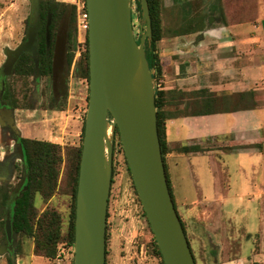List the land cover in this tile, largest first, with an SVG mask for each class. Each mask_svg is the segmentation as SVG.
Wrapping results in <instances>:
<instances>
[{
    "label": "rangeland",
    "instance_id": "rangeland-1",
    "mask_svg": "<svg viewBox=\"0 0 264 264\" xmlns=\"http://www.w3.org/2000/svg\"><path fill=\"white\" fill-rule=\"evenodd\" d=\"M55 1L74 7L75 43L69 46V54L72 59L74 56H79L75 66L77 70L86 45L84 42L77 47L76 5L73 3L74 0ZM160 5L164 36L157 44V53L163 65L162 85L165 88L189 90L205 87L219 93L242 89L244 92L253 91L254 100L251 101V97L247 94L243 102L247 103L248 107L255 108L259 118H264V30H261V21L264 20V0H160ZM30 8V0H0V67L5 60V50L12 48L24 36ZM140 18L136 1L132 0V24L137 39L145 31V25ZM197 20L205 21L204 30L199 31L200 28L197 23L195 24ZM209 20L211 21L208 22ZM188 24H191L190 29H186ZM182 28L185 32H196L176 36L182 32ZM200 33H203L204 37L195 43ZM248 38L250 39L247 40ZM227 40H235L237 44L231 45L232 43ZM195 50L200 56H183L186 51H189V55H193ZM76 75L78 76L77 72ZM69 76L71 77L68 81L67 94L69 89L72 91L74 89L71 83H75L74 92L83 96V106L87 110L86 83L84 80H79V77L76 80L73 73ZM182 78L184 80H179ZM28 80L22 79L20 82L19 91L22 95H27L31 90ZM74 92L72 94H75ZM233 98L237 100V97ZM66 108V96L58 99L57 102L49 100L38 105L28 103L24 97L17 100L14 112L21 138L45 140L62 148L63 161L57 190L47 202L36 194L34 204L39 213L47 209L56 210L63 219V231L67 228L70 204L66 148L77 147L80 144V135L74 137L75 130L66 123L62 115L61 111ZM225 117L229 118V115ZM220 122L222 124V120ZM31 130L37 131L38 135H31L29 133ZM261 130L264 134V125ZM12 146V141L2 140L0 136V157L7 154ZM257 148L256 145L247 149ZM121 149L114 134L112 181L106 220V263L160 264L153 252L152 235ZM216 160L220 164L216 190L208 186L205 180L202 181L201 171L206 167L207 162L204 157L198 166L192 167L197 190L190 188L185 181L180 193L187 198V201L182 203L188 205L192 200L200 199L198 207L192 205L195 208L193 215H196L194 221L189 222L181 210H178L196 264H213L214 260L208 249H218L220 236L224 238L225 235L230 239L229 244H225L228 253L234 255L239 246L241 256L248 259L258 247L259 236L264 234V153L238 150L219 153ZM21 172V166L17 163L14 175L8 183H3L0 179V186L7 191H14L20 182ZM213 197L216 200L211 202ZM203 202L205 204H202ZM5 219V210L0 208V222L4 223ZM197 220L205 222L208 232L218 231L216 232L218 237L214 236L215 240L211 242L207 234L198 230V234L200 233L198 239L191 229V226L199 224ZM222 222L226 225L223 226ZM223 228L227 230L223 231ZM18 236L19 234L14 235L12 242L14 249L20 243ZM4 238L0 230V248L3 247ZM21 241L22 248L27 250L30 240L22 236ZM60 244L66 252H69V256L61 264H71L72 247L70 248L65 242ZM225 254L223 252L222 256ZM11 257L9 252L2 253L0 264H8V258L11 260ZM226 258L227 255L223 257Z\"/></svg>",
    "mask_w": 264,
    "mask_h": 264
},
{
    "label": "water",
    "instance_id": "water-1",
    "mask_svg": "<svg viewBox=\"0 0 264 264\" xmlns=\"http://www.w3.org/2000/svg\"><path fill=\"white\" fill-rule=\"evenodd\" d=\"M29 27L25 41L5 50L0 75L11 74L19 55L32 50L36 75L39 73L35 41L38 0H30ZM145 31L138 42L132 24V0H85L88 14V101L79 162L72 264H105V234L108 197L112 176V152L117 130L124 157L150 230L164 264H195L186 235L167 186L156 124L154 70L150 69L145 46L152 38L147 0H138ZM71 5L63 15L54 43L52 76L54 90L66 96L67 31ZM51 16L46 23L49 45ZM211 21V20H210ZM204 37L198 34L195 43ZM14 56L10 58V54ZM76 80L78 76L75 75ZM2 91L0 93L1 97ZM14 109L0 102V133L10 132L13 149L24 161L21 132ZM111 122V123H110ZM4 180V177L0 178ZM11 179V177H10ZM9 179V180H10ZM26 180V171L21 182ZM5 239L0 255L9 252L15 233L7 215ZM11 264H15L13 250Z\"/></svg>",
    "mask_w": 264,
    "mask_h": 264
},
{
    "label": "trees",
    "instance_id": "trees-1",
    "mask_svg": "<svg viewBox=\"0 0 264 264\" xmlns=\"http://www.w3.org/2000/svg\"><path fill=\"white\" fill-rule=\"evenodd\" d=\"M136 6L140 13V4L138 0ZM149 7V15L151 21L152 38L145 43V55L150 69L154 70L153 78L155 80V107H156V124L159 136L161 155L165 169L167 186L174 204V208L179 217L181 226L186 235L192 256L195 264L196 260L192 251L187 231L182 221L177 207L175 205L172 188L168 177L166 157L170 153L188 154L197 152H206L219 150L224 153L235 152L240 149H247L257 147L261 148L264 143L253 142L252 144H245V142L234 141L229 136L221 138L217 142H204L192 146H176L170 148L166 135V123L170 119H176L186 116H204L211 114L232 113L238 110H253L255 108L248 107L243 99L247 94L254 100V93L252 92H237L231 93L224 91L222 93L211 91L208 88L198 89H181V88H165L162 85L163 65L160 56L157 53V44L164 36L162 28V12L160 0H147ZM69 5L57 2L55 0H38L36 31L38 45L45 49L46 34L45 28L48 14H50V25L48 30L50 34L56 31L59 23L66 13ZM199 31L204 30L205 21H196ZM204 23V24H203ZM28 24V19H27ZM191 24H188L186 29H190ZM74 31V7L71 9L69 32H68V48L75 43ZM196 31H187L182 28L180 34L176 36H183L194 33ZM138 42V39L136 38ZM86 50L81 56L78 68L76 70L79 80H84L88 84L89 70H88V40L87 34L85 37ZM38 68L41 75L50 74L51 72V56H40L38 54ZM72 56L68 55V64L72 63ZM16 71L21 76H27L35 73L34 62L31 56L23 55L16 65ZM20 69V70H19ZM88 92V88H87ZM233 97H237L235 100ZM88 101V96L86 97ZM84 132V122L81 127L80 144L77 147L66 148L67 160V186H69L68 194L70 196L69 214L67 221V228L63 231V219L61 215L53 209H47L39 213L35 207V195H39L44 202L49 201L58 187L60 177V167L63 161L62 148L45 140H35L28 138H21V144L24 154V166L26 171V180L14 191H7L0 186V208L5 210V216L10 217L12 222V229L15 234H19L27 238L33 243V253L36 256L43 257L48 260H54L56 251L60 243L65 242L71 248L74 241V219H75V200L76 189L79 171V162L81 156V143ZM116 141L121 148L119 135L115 131ZM116 144V143H115ZM115 148V145H114ZM115 150V149H114ZM123 152V150L121 149ZM124 154V153H123ZM125 160V157H124ZM125 164L126 160H125ZM129 172L128 166L126 167ZM130 173V172H129ZM135 188V187H134ZM143 215L144 211H143ZM108 217V216H107ZM147 222V221H146ZM149 227V224L147 222ZM0 230L4 232V223L0 222ZM150 230V227H149ZM151 233V242L153 252L158 258L160 264H164L156 241ZM107 235L105 234V241ZM5 239V238H4ZM106 249V246H105ZM107 252L105 250V256ZM8 264H11L8 258ZM72 264V262H71ZM105 264L106 259H105Z\"/></svg>",
    "mask_w": 264,
    "mask_h": 264
},
{
    "label": "crops",
    "instance_id": "crops-1",
    "mask_svg": "<svg viewBox=\"0 0 264 264\" xmlns=\"http://www.w3.org/2000/svg\"><path fill=\"white\" fill-rule=\"evenodd\" d=\"M261 22V30H264V20H262ZM249 39L250 38H248L247 40ZM227 41H230V43H232L231 45L237 44L235 40ZM183 56L200 55L197 54V50H195V54L189 55V51H186ZM185 62H188V60H185ZM70 77L71 76H69V80ZM179 80L184 79L182 78ZM71 85L74 89L73 91L69 89L68 94H66L67 108L61 112L62 115L65 117L66 123L71 125L75 130L74 137H79L81 133V127L84 122L83 120L86 107L83 106V96H79V94H76L74 92L76 90L75 83H71ZM73 92L79 97L75 96V94H72ZM237 92H244V89L238 91H231V93ZM225 115H229V118L225 117ZM221 120L222 124L220 122ZM263 125L264 118H259L257 116V110H238L232 113L211 114L204 116H186L176 119H170L166 123V135L168 145L172 149L176 146H192L197 144H203L204 142L213 143L219 141L221 138H224L226 136H229L234 141L245 142V144H252L254 141L257 143H263L264 134H262L261 132V128ZM29 133H31V135H38L37 131L33 132L31 130ZM251 150L253 152L264 153V143L262 144L261 148L240 149L239 151ZM219 153L224 152L213 149L211 151L188 154H175L172 152L166 157L168 177L170 180L172 194L174 197L175 205L177 207V211L181 210L182 214L187 220H189V222L194 221L196 217V215L193 214L196 206L198 207L200 205V199H198V201L197 199L192 200L190 205L182 203V201L186 202L187 198L183 197L180 194L181 188L186 181V184H188L190 188L197 190L196 183H194L193 180L192 167L198 166V164L202 162V158L205 157L207 162L206 167L201 171V178L202 181H206V184L208 186L212 187L213 190H216L218 188V177L220 173V164L219 161L216 160V157L219 155ZM193 163H195V165H193ZM215 200L216 199L213 197L211 202H214ZM202 204L205 203L203 202ZM192 205L195 208H193ZM221 221L223 220L221 219ZM197 222L199 221L197 220ZM204 223L205 222H199V224H196V226H191L192 232H194L196 237L199 239L200 233L198 234V230H200L203 234H207L208 238L212 242L214 236L215 238L216 236L218 237V235L216 234V232L218 231H214V234L208 232ZM224 224L226 225V223ZM224 224L223 226H225ZM218 227L220 228V225ZM225 230H227V228H223V231ZM21 237L22 235L18 236V241H20L19 246H16L15 249L13 248L15 264H57L54 260H48L43 257L36 256L33 253V243L31 241L29 248L27 250H24L22 248ZM220 238L221 240L220 242H218V249H208L210 255H212V258L214 260L213 264H264V234L259 236L258 247L255 248L256 251L254 250L252 253L253 255L251 257H248V259H245L241 256L239 246L237 252H235V254L231 256L230 253H228V249L225 248V244H229V237L225 235L224 238L222 236H220ZM223 252H225V255H227L226 259H223V257L225 256H222Z\"/></svg>",
    "mask_w": 264,
    "mask_h": 264
},
{
    "label": "flooded vegetation",
    "instance_id": "flooded-vegetation-1",
    "mask_svg": "<svg viewBox=\"0 0 264 264\" xmlns=\"http://www.w3.org/2000/svg\"><path fill=\"white\" fill-rule=\"evenodd\" d=\"M29 19V17H28ZM36 22H37V16H36V20H35V41L33 43V48L36 50V56L38 59V54H40V56H51V68H52V57H53V53H54V43H55V38L56 35L58 33V29L59 26L57 28V30L54 32L52 31V34H50L49 32V45H45V49L42 50V47L40 46V44L38 45V39H37V31H36ZM210 22V20L208 21ZM60 24V23H59ZM70 24V22H69ZM29 27V20H28V24H27V28L26 31L24 33V36L22 37V39L16 44L14 45L12 48H8V50H14L16 49L21 43H23L25 41V36L27 33ZM209 33V30H207ZM68 32H69V27H68V31H67V40H68ZM45 34H46V28H45ZM28 55V56H33L32 50L27 51V52H23L19 55V57L16 59L14 65H13V69L11 71V74L6 75V76H2L0 75V93L2 91L1 97H0V102H3L4 105L7 108H11L14 109V111L16 110V103L17 100L19 98H26V100L28 101V103L31 104H41L43 101H49L51 100L52 102H57L58 99L60 98H64V96L61 95V91L58 89L57 91L54 90V82H58L54 81L53 76H52V71L50 72V74H46V75H41L40 72L38 73V75H36V71L34 74H30L27 76H21L20 73H18L16 71V65L19 61V59L21 58V56L23 55ZM68 55H69V48H68V41L66 43V64L64 66V70L65 73L67 75V81H66V90H67V86H68V80H69V74L71 73V65L68 64ZM14 55L11 53L10 54V58H12ZM6 59V57H5ZM33 60V58H32ZM39 63V62H38ZM39 65V64H38ZM35 68V67H34ZM20 70V69H19ZM24 79L27 81V79H29V86L31 87L30 92L27 95H22L20 94L19 91V86H20V82L21 80ZM43 93V94H42ZM1 139L2 140H9L13 142V137L14 135L11 134L10 132H6L5 135H2L0 133ZM21 141V139H20ZM14 143V142H13ZM17 154L15 152V150L12 149L5 155H3L2 157H0V178L4 177V180H1L3 183H8L10 177H12L16 171L17 168V163L20 164L22 172L25 170V166H24V161H19L17 160ZM21 172V174H22ZM23 183L21 182V178H20V182L18 183V188L22 185ZM108 208V205H107ZM107 219V216H106ZM7 247L11 250H9V253L12 252V250L14 251L12 245L13 243H7Z\"/></svg>",
    "mask_w": 264,
    "mask_h": 264
},
{
    "label": "built area",
    "instance_id": "built-area-1",
    "mask_svg": "<svg viewBox=\"0 0 264 264\" xmlns=\"http://www.w3.org/2000/svg\"><path fill=\"white\" fill-rule=\"evenodd\" d=\"M74 5H76V30H77V38L76 43L77 47H79V44H82L85 42V37L88 31V14L85 7L84 0H74ZM79 56H74L72 59V65H71V74L76 75V62L78 61ZM79 81V80H78ZM80 82V81H79ZM88 86L86 85V91ZM73 252V247H72ZM69 256V252L65 251V248L62 245H59L56 251V255L54 258V261L57 264H61L65 258Z\"/></svg>",
    "mask_w": 264,
    "mask_h": 264
}]
</instances>
